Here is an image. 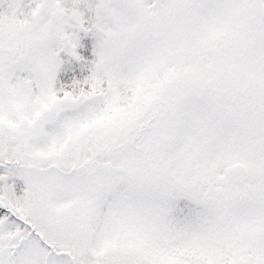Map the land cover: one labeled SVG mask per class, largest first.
<instances>
[{"label":"snow or ice","instance_id":"obj_1","mask_svg":"<svg viewBox=\"0 0 264 264\" xmlns=\"http://www.w3.org/2000/svg\"><path fill=\"white\" fill-rule=\"evenodd\" d=\"M0 264H264V0H0Z\"/></svg>","mask_w":264,"mask_h":264}]
</instances>
